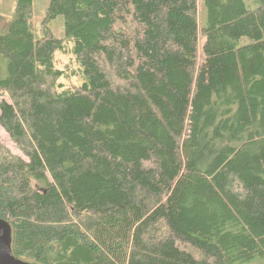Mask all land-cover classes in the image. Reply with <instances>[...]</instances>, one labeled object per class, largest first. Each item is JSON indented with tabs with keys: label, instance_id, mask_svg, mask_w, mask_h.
I'll return each instance as SVG.
<instances>
[{
	"label": "trees",
	"instance_id": "1",
	"mask_svg": "<svg viewBox=\"0 0 264 264\" xmlns=\"http://www.w3.org/2000/svg\"><path fill=\"white\" fill-rule=\"evenodd\" d=\"M12 1L44 13L34 56L31 18L0 11L15 256L264 264V0Z\"/></svg>",
	"mask_w": 264,
	"mask_h": 264
},
{
	"label": "rangeland",
	"instance_id": "2",
	"mask_svg": "<svg viewBox=\"0 0 264 264\" xmlns=\"http://www.w3.org/2000/svg\"><path fill=\"white\" fill-rule=\"evenodd\" d=\"M10 10H14L18 12V15L20 18H24L25 16H28L31 18V22L33 25V28L35 30V34L30 33V32H25L24 35L21 33H18L17 36L23 35V43L26 45V49L28 50L29 54H32L34 56L38 55L41 51H40V45L41 43H43V40H40L38 36L41 37V23L40 20L42 18V16H44V13H42L40 16H36L34 9L31 7L29 12L27 11H19L20 8H18L17 5H15L13 3L12 0H0V11H10ZM7 13V12H6ZM66 24H67V20H66ZM60 31V30H58ZM66 33H69V31L67 32V28H66ZM14 38H16V36H14ZM5 45H9V42H4ZM0 46H1V42H0ZM57 60H58V64L60 67H65L67 64L71 65V61L70 58L68 56H63L57 53ZM23 62L25 64H29L27 58H25L23 60ZM22 63L20 64V68L22 67ZM27 79V81L31 80V75L28 77H25ZM29 79V80H28ZM62 82L65 85H74L77 83V79L76 78H72L70 80H62ZM27 85V84H26ZM28 88V86L26 87V89ZM25 89V90H26ZM2 96L9 98L8 94L5 95V93L0 92V100L2 98ZM0 137L3 141V143L5 145H7L11 151H13L16 154H20L22 156H25L22 151L19 150V147L16 145V143L11 139L10 135L4 130V128L1 126L0 124Z\"/></svg>",
	"mask_w": 264,
	"mask_h": 264
},
{
	"label": "water",
	"instance_id": "3",
	"mask_svg": "<svg viewBox=\"0 0 264 264\" xmlns=\"http://www.w3.org/2000/svg\"><path fill=\"white\" fill-rule=\"evenodd\" d=\"M11 229V223L0 217V264H37L15 256Z\"/></svg>",
	"mask_w": 264,
	"mask_h": 264
}]
</instances>
